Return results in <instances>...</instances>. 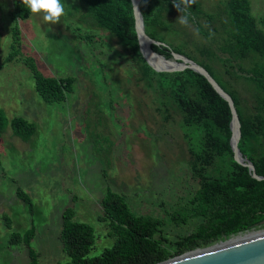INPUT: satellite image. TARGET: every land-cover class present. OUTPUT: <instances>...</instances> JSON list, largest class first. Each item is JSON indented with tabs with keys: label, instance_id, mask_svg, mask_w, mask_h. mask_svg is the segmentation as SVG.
<instances>
[{
	"label": "rangeland",
	"instance_id": "rangeland-1",
	"mask_svg": "<svg viewBox=\"0 0 264 264\" xmlns=\"http://www.w3.org/2000/svg\"><path fill=\"white\" fill-rule=\"evenodd\" d=\"M201 1L211 10L219 2ZM249 1L257 27L264 31V0ZM61 2L65 14L59 23L49 24L31 12L11 20L12 0H0V108L7 119L21 116L34 124L26 141L8 125L0 132V264H27L26 246L11 243L9 234L30 226L36 264L66 261L58 240L65 209L72 211V220L93 228L90 253L99 254L113 239L100 204L106 190L121 194L134 214L160 219L168 239L190 232L199 221L189 211L196 183L187 163L190 147L198 146V131L181 124L171 110L164 119L159 92L135 81L116 37L96 27L77 0ZM190 17L196 54L203 38ZM13 25L19 30L16 45ZM27 58L43 76L74 78L62 101L50 103L38 94ZM146 60L157 69L179 65L172 58L161 65ZM18 188L29 196L31 213L18 198ZM171 214L185 221L172 220ZM262 225L264 221L250 229Z\"/></svg>",
	"mask_w": 264,
	"mask_h": 264
},
{
	"label": "trees",
	"instance_id": "trees-1",
	"mask_svg": "<svg viewBox=\"0 0 264 264\" xmlns=\"http://www.w3.org/2000/svg\"><path fill=\"white\" fill-rule=\"evenodd\" d=\"M77 1L96 27L116 37L135 74V81L159 92L164 119L171 110L181 124L194 126L198 131V146L190 147L187 163L196 183L188 199L189 211L199 221L190 232L168 239L162 234L160 219L134 214L121 194L106 190L100 204L108 235L113 238L111 244L103 247L99 254L91 255L93 228L72 220V211L65 209L61 212L58 232L61 250L67 258L62 264H155L222 235L229 237L261 224L264 221V179H256L243 170L249 169L246 161L232 159L231 113L227 102L202 75L188 67L156 72L144 61L138 50L130 0ZM137 5L144 33L161 43L150 44L154 52L166 59L175 52L193 60L230 96L240 123L237 149L250 161L255 173L264 177V31L257 27L250 1L219 0L211 10L204 8L201 0H195L187 11L189 23L190 16L194 17L198 34L203 38L196 54L189 23L187 26L179 23L178 16L173 14L178 11L170 0H138ZM8 13L11 20H22L30 11L21 0H12ZM10 32L16 45L18 27L13 25ZM11 56L12 53L7 60ZM26 60L34 88L45 101L60 102L65 92L71 91L72 76H43L30 58ZM7 125L24 141L34 129V124L21 116L7 119L0 108V132ZM16 194L31 213L29 196L19 188ZM170 218L185 221L179 215L171 214ZM32 234L33 226L22 233L9 234L11 243L26 246L27 264H36V253L30 247Z\"/></svg>",
	"mask_w": 264,
	"mask_h": 264
},
{
	"label": "water",
	"instance_id": "water-1",
	"mask_svg": "<svg viewBox=\"0 0 264 264\" xmlns=\"http://www.w3.org/2000/svg\"><path fill=\"white\" fill-rule=\"evenodd\" d=\"M130 2L132 6V14L134 18V30L137 38L138 50L141 54L139 41H138V34H141L146 39L149 48L151 43L157 45H160L161 43L151 39L144 33L141 14L139 12L137 5L138 0L137 1L130 0ZM137 15L140 20L139 26L136 25ZM151 51L153 53H156L152 49ZM171 58L178 62L181 63L183 62L188 64L189 65L188 69L202 75L206 79V81L218 93V95L227 102V105L231 113L230 122L233 118H235L238 123V127L240 129L239 119L234 109L233 102L230 96L216 83L212 75L204 67L200 66L199 64L195 63L193 60L186 58L181 54L172 52ZM144 61L147 63L145 59ZM230 122H229V129H230ZM229 147L231 150L232 159L235 162V154H239V155L241 154L237 149V142L232 143L230 137H229ZM242 158L246 160L250 165V169L242 168L243 170L247 171L252 177L256 179H264V177L259 176L255 173L250 161H248L243 156ZM221 238L223 240H226L227 236L222 235ZM184 253L174 258L167 260L165 259L163 261L157 262L155 264H264V225L254 230H251L245 234H242L236 238H233L229 241L212 246L200 252L193 253L187 256H182Z\"/></svg>",
	"mask_w": 264,
	"mask_h": 264
},
{
	"label": "clouds",
	"instance_id": "clouds-1",
	"mask_svg": "<svg viewBox=\"0 0 264 264\" xmlns=\"http://www.w3.org/2000/svg\"><path fill=\"white\" fill-rule=\"evenodd\" d=\"M21 3L32 14L41 15L43 21L49 24L59 23L60 18L65 14V6L61 0H21ZM194 3L195 0H172L173 7L181 13L177 18L181 25H188L187 10Z\"/></svg>",
	"mask_w": 264,
	"mask_h": 264
},
{
	"label": "bare ground",
	"instance_id": "bare-ground-1",
	"mask_svg": "<svg viewBox=\"0 0 264 264\" xmlns=\"http://www.w3.org/2000/svg\"><path fill=\"white\" fill-rule=\"evenodd\" d=\"M134 1H137V0H134ZM139 23H140V20H139V17L137 15V23L136 25L139 26ZM138 41H139V46H140V51H141V54L142 56L144 57V59L146 60V56L148 57V59L152 62V64L154 65H161V64H165L166 63V58L164 59V57L160 56L159 54L157 53H153L151 51V49L149 48L148 46V42L146 41V39L141 35V34H138ZM144 51V52H143ZM146 54V56H145ZM147 61V60H146ZM178 62V61H177ZM148 63V62H147ZM149 64V63H148ZM179 66H176V67H163L161 69H157V68H154L152 67L154 70L156 71H171V70H180L182 69L183 67H189L188 64L186 63H181V62H178ZM230 129H231V136H230V139H231V142L234 143V142H237L238 139H239V133H240V129L238 127V123L236 121L235 118H233L230 122ZM235 158L238 160V161H246L242 158L241 155L239 154H235ZM247 165H248V168L250 169V165L248 164V162L246 161ZM251 230H254V229H248V230H245V231H241V232H238L236 234H233L229 237H227L226 240H222L220 241L219 244L223 243V242H226V241H229L233 238H236L242 234H245ZM215 245H218L217 243L213 244V245H210V246H207V247H204V248H195V249H192V250H189L187 252H185L182 256H187V255H190V254H193V253H197V252H200L202 250H205L207 248H210L212 246H215Z\"/></svg>",
	"mask_w": 264,
	"mask_h": 264
}]
</instances>
